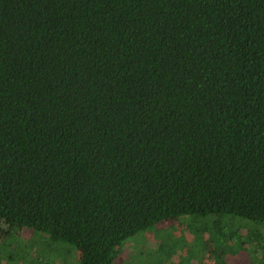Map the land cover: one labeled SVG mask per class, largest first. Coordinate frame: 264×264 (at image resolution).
<instances>
[{
	"label": "trees",
	"instance_id": "obj_1",
	"mask_svg": "<svg viewBox=\"0 0 264 264\" xmlns=\"http://www.w3.org/2000/svg\"><path fill=\"white\" fill-rule=\"evenodd\" d=\"M188 215L205 264H264V0H0V221L58 245L7 264H118Z\"/></svg>",
	"mask_w": 264,
	"mask_h": 264
},
{
	"label": "rangeland",
	"instance_id": "obj_2",
	"mask_svg": "<svg viewBox=\"0 0 264 264\" xmlns=\"http://www.w3.org/2000/svg\"><path fill=\"white\" fill-rule=\"evenodd\" d=\"M201 221V217L188 215L183 216L176 221L162 222L156 225L150 231L144 232L129 240L125 244L126 246H123L122 248L121 259L124 260L123 262L125 264H148L155 259H161V257L165 259L167 258L168 260V256H166L168 255V253L166 250L170 248L171 244H174L177 241L179 243V246L186 243L188 247L187 250L190 251V254L184 255V253H179V255H173L171 257V260L168 261L169 264H179V258L184 259L182 264H205L207 262L213 263L215 260L212 249L210 248L208 250H204L209 241L208 233L203 232L200 233L198 237L194 236V230L202 227L200 225ZM237 227V225H235L234 227L232 225L230 230H236ZM37 235V232H34L29 228H12L7 223L0 221V251L3 248L6 251V256H2V259H0V264H7L6 261L11 252L15 251L14 253L17 254L19 249H21L22 247L26 248L27 245L36 247L41 243V247L36 252V255L38 254L41 256H44L45 254L47 255V248L52 244L55 247L58 246L52 241L50 242L47 237H43L44 239L40 242ZM225 240L228 245L234 243L233 238L227 237ZM161 243H164V245H162L163 256L161 255L159 250ZM189 244H191L192 246H190ZM66 259V262L68 264H73L76 260L77 261L75 264H79V251L75 250V253L71 257L67 256ZM121 259H117L116 262L120 264ZM8 264H10V262H8Z\"/></svg>",
	"mask_w": 264,
	"mask_h": 264
}]
</instances>
